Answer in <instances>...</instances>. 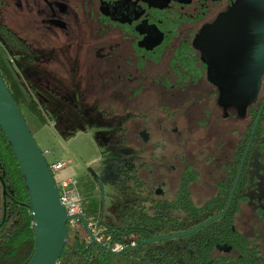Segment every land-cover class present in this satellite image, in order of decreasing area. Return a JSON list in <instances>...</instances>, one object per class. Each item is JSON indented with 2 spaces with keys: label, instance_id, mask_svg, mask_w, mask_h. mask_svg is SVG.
<instances>
[{
  "label": "flooded vegetation",
  "instance_id": "1",
  "mask_svg": "<svg viewBox=\"0 0 264 264\" xmlns=\"http://www.w3.org/2000/svg\"><path fill=\"white\" fill-rule=\"evenodd\" d=\"M241 1L0 0V46L20 85L38 106L53 109L58 102L74 99L75 105L105 108L101 115L120 120H183L180 133L167 129L193 138L189 143L206 164L209 148L217 157L222 152L230 154L219 165L226 171L222 179L229 168H243L242 161L238 165L232 160L233 153L253 122L244 155L251 154L248 183L254 190L256 179L264 177V71L254 80L247 76L239 85L232 78L219 82L214 68L220 60L223 34L233 25L232 13ZM36 86L48 97L40 95ZM93 88L104 89L103 98ZM257 89L261 95L246 103V96L250 98ZM141 106L156 110L142 112ZM177 107L181 113L168 112ZM75 111L63 110L57 114L62 120L56 121L65 125V119L75 120ZM239 122L246 130L243 138L234 146L226 144L221 140L224 124L230 128ZM146 165V160L139 161L131 170L138 172ZM135 185L145 193L140 196L151 198L143 180H136ZM7 190L0 176L1 225L12 209ZM253 190L249 194L255 210ZM254 212L250 222L255 223L257 233H263V221ZM254 233L250 234L254 241L262 238Z\"/></svg>",
  "mask_w": 264,
  "mask_h": 264
},
{
  "label": "trees",
  "instance_id": "2",
  "mask_svg": "<svg viewBox=\"0 0 264 264\" xmlns=\"http://www.w3.org/2000/svg\"><path fill=\"white\" fill-rule=\"evenodd\" d=\"M0 76L20 110L30 134L34 137L46 126L47 121L30 92L20 85L1 46ZM260 125L261 123L256 129L255 136L258 135ZM252 126L253 122L249 125L245 141L240 142L237 152L233 153L232 160L238 165L245 154V143ZM250 155V152L246 153L228 210L226 207L230 200L238 167L227 170V176L217 182L215 197L201 206H195L191 200L190 185L192 182L184 176L172 200L145 197L142 205H138L137 200L134 201V215L126 223L110 224L103 219L96 221L98 227L102 228L103 234L110 236L114 242L132 241L135 246L151 238L182 234L199 227L192 234L173 240L144 244L136 249L114 255L92 241H86L88 235L81 222L74 226L67 224L68 233L57 264L263 263L264 259L259 257L257 240L254 241L247 233L239 232L237 230L239 224L236 222L241 206L251 203L249 193L253 189L248 183L247 168ZM0 176L8 187L7 196L12 206L11 212L4 217V224L0 223V264H28L34 251V228L31 215L26 207L27 189L18 162L1 129ZM257 186L256 179L253 186L254 192ZM253 202L258 219L264 221L263 201L254 199ZM216 216L220 217L209 222ZM184 228L187 229L183 230ZM168 229H173V233L166 234L164 231Z\"/></svg>",
  "mask_w": 264,
  "mask_h": 264
},
{
  "label": "rangeland",
  "instance_id": "3",
  "mask_svg": "<svg viewBox=\"0 0 264 264\" xmlns=\"http://www.w3.org/2000/svg\"><path fill=\"white\" fill-rule=\"evenodd\" d=\"M21 78L23 79V76ZM36 89L40 95L48 97L40 87L36 86ZM103 90L93 88L92 92L95 94L97 91L96 94L103 98ZM259 94L261 95V91L257 89L250 98L247 95L246 103H252ZM69 98L73 99L70 94ZM73 100L58 102L54 104L53 109L45 106V112L52 119L55 113L76 108L73 113L75 120H68L64 125L65 136H59L65 144L63 151L70 157L71 163L64 161L65 169L59 172L57 180L75 175L77 189L83 199V208L88 216H93L96 221L103 219L110 224L130 221L134 215V201L137 200L138 205H142L145 199V196H140L145 193H141L135 185L136 180L139 179L145 182L144 190L153 199L172 200L184 176L191 178V200L195 206H201L215 197L217 182L226 173L219 165H223L227 160L226 156L230 157V154L222 152L217 157L213 147L209 148L207 155L211 154V156L206 158L208 163L206 164L199 151L193 149L195 145L189 143L194 140L193 138L183 134L176 135L175 131L171 130L176 128L180 133L183 120H120L118 117L101 115L105 108H87L80 103L75 105ZM150 108L140 107L142 112L156 110ZM118 110L122 109L118 108ZM181 110L182 108L177 107L169 109L168 112L181 113ZM243 124L239 122L237 127L231 124L230 128L224 124L221 133L224 135L221 140L234 146L243 138L246 131ZM167 127L172 128L167 129ZM227 129H229L228 133ZM232 129L235 130L233 134ZM39 133L40 138L35 141L41 149H47V161L52 162L56 160L55 158H60L58 151L60 152L61 149L54 141L55 136L52 132L47 128ZM215 140L216 138L212 143ZM70 141L72 142L69 143ZM219 141L217 139V144ZM138 150L142 151V155ZM220 159V162L216 161ZM143 160L147 162L146 167L133 172L131 168L138 167L139 161ZM263 178V176L260 178L253 197L255 200L258 198L259 201H263L264 207ZM154 189L162 193L157 194ZM151 191L153 192L150 193ZM254 211L251 204L241 206V211L236 217L240 227L237 226V230L249 235L251 232H255L256 236L262 235V238L257 240L259 257L262 258L264 257V221L263 233H257L255 223L250 222L254 217ZM257 224L260 230L262 227L258 221ZM185 229L187 228L183 230ZM172 230L168 229L164 232L173 233Z\"/></svg>",
  "mask_w": 264,
  "mask_h": 264
},
{
  "label": "water",
  "instance_id": "4",
  "mask_svg": "<svg viewBox=\"0 0 264 264\" xmlns=\"http://www.w3.org/2000/svg\"><path fill=\"white\" fill-rule=\"evenodd\" d=\"M231 22L233 25L228 26L229 29L223 34L219 45L220 60L219 63L215 61V77L219 82L222 79L232 78L242 85V81L246 80L247 76L254 80L264 71V0H242L232 13ZM226 94L229 93H224ZM256 125L257 121L252 135ZM0 129L11 146L27 189L26 207L31 215L34 228V251L28 264H57L65 245L68 233L67 224L72 218L66 215L42 150L30 134L1 76ZM243 161L244 158L242 163ZM241 168L242 165L234 182L226 210L231 203ZM219 217L216 216L209 222ZM79 218L91 241L114 255L136 249L144 244L185 237L199 228L182 234L151 238L138 246L133 245L123 248L120 252H113L108 247L96 243L84 217Z\"/></svg>",
  "mask_w": 264,
  "mask_h": 264
},
{
  "label": "built area",
  "instance_id": "5",
  "mask_svg": "<svg viewBox=\"0 0 264 264\" xmlns=\"http://www.w3.org/2000/svg\"><path fill=\"white\" fill-rule=\"evenodd\" d=\"M42 153L52 174L55 186L58 190L60 202L64 207L66 215L72 218L68 224L74 226L81 222L79 218L80 216L84 217L89 226L91 234L95 238L96 243L108 247L113 252H120L125 247L133 246L134 243L132 241L125 242L123 240H118L114 242L110 236L103 234V230L102 228L98 227L95 218L93 216H88L83 209V200L76 187L74 179L69 177L67 179L57 180L59 172L65 169L64 162L56 160L48 162V152L42 151ZM86 241H91L89 236H87Z\"/></svg>",
  "mask_w": 264,
  "mask_h": 264
},
{
  "label": "crops",
  "instance_id": "6",
  "mask_svg": "<svg viewBox=\"0 0 264 264\" xmlns=\"http://www.w3.org/2000/svg\"><path fill=\"white\" fill-rule=\"evenodd\" d=\"M39 108H40V110H41V112H42V114H43V116L45 117V119H46V121H47V124H46V126L45 127H43L42 129H49L51 132H52V134L55 136V142L57 143V145L60 147V152L58 151V155H60V158H55L56 159V161H62V162H64V161H70V163H71V159H70V157H68L67 156V154L63 151V147L65 146V144L59 139V136H63L64 134H65V129L64 128H66V126H64L63 125V123L60 121V122H58V121H56V120H62V119H58V117H57V113H55L54 114V117L51 119V118H49L47 115L48 114H46V110H45V106H39ZM65 120H69V119H65ZM41 129V130H42ZM41 130H39L35 135H34V138H35V140H39V138H40V131ZM65 136V135H64ZM72 141H70L69 143H71ZM68 143V144H69ZM40 148V147H39ZM41 149V148H40ZM42 151H47V149H41ZM65 163V162H64ZM70 175H71V173H69ZM70 177H72L73 179H74V181H75V184H76V187H77V181H76V178H75V175H71ZM80 196H81V193H80ZM81 198H82V196H81ZM83 200V199H82ZM84 209V208H83Z\"/></svg>",
  "mask_w": 264,
  "mask_h": 264
}]
</instances>
